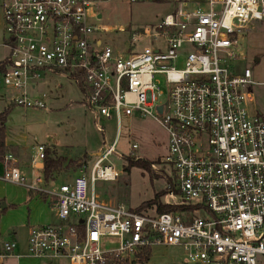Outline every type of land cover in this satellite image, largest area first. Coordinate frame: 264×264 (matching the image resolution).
I'll use <instances>...</instances> for the list:
<instances>
[{"label":"built area","instance_id":"2783aa9c","mask_svg":"<svg viewBox=\"0 0 264 264\" xmlns=\"http://www.w3.org/2000/svg\"><path fill=\"white\" fill-rule=\"evenodd\" d=\"M152 1L170 9L119 49L101 37L112 28L92 0H0L8 50L0 88L9 102L44 108V95L29 97L28 90L40 74L59 73L79 80L87 109L115 125L87 175L58 185V174H43L45 145L32 147L28 174L11 153L3 155L0 180L40 193L55 221L29 226L22 255L16 241L0 239V264L12 256L153 264L155 246L179 247L178 264H264V110L254 91L264 81L242 66V39L264 21V0ZM135 118L151 119L166 134V152L152 169L172 179L177 194H167L180 198L169 203L177 210L106 202L94 191L96 181L119 177L109 157L123 120ZM128 148L127 157L137 158L139 143ZM106 237L117 246L103 249Z\"/></svg>","mask_w":264,"mask_h":264},{"label":"rangeland","instance_id":"374dc122","mask_svg":"<svg viewBox=\"0 0 264 264\" xmlns=\"http://www.w3.org/2000/svg\"><path fill=\"white\" fill-rule=\"evenodd\" d=\"M92 2L95 9L101 13L100 22L112 28L108 32L101 33V37L105 42L119 49L125 44L127 45L132 31L158 21L170 9L168 3L152 0L135 3H129L126 0H92ZM120 27H124L125 31H119ZM4 36L0 25V61H4L8 54L7 48L3 45ZM144 42L145 40L138 42L137 46H142ZM242 44L248 55L242 66L251 69L254 79L264 81V21L253 22V28L243 37ZM256 59L258 60L256 61ZM254 91L258 107L264 110V86H256ZM8 96V93L0 88V113L7 105H14L9 102ZM28 96L42 98L45 107L39 109L14 105L6 114L5 121L0 120V126L4 125L6 139L10 144L5 153L13 154L17 158L20 169L29 172L31 170L32 147L43 144L46 146L49 158L63 156L67 160H79V165L70 164L69 167L66 166L67 161H65V164L57 171V185L63 181L69 182L71 180L69 177L73 178L81 172L87 175L90 165L96 157L95 154L101 149L102 144L109 143L113 139L114 122L112 120L104 121L88 110L80 81L59 73L40 74L35 81V88L28 90ZM249 106L251 107L252 104ZM122 124L115 155L109 157V161L120 171V175L114 181L98 180L95 182L94 191L99 199L106 202L122 203L129 207H156L155 204L144 206L141 203L150 200L155 193L161 191L164 193L160 197L161 203L169 204L172 200L180 201L177 195L173 197L167 194L172 189L175 194L177 191L165 170H153V174L137 166L131 167L129 171L125 170L127 159H135L134 156L127 157L128 146L134 141L139 143V148L136 150L139 158L152 162L160 159L159 157L166 152V134L163 129L151 119H124ZM101 127L104 132L101 131ZM85 154L86 157H84ZM4 184L10 195L6 200L1 201V206L6 204V209L0 215V231L3 233V226L9 221H12L11 224L16 223L15 228L12 227L17 231L14 240L21 246V244L24 245L26 237L23 220L25 221L29 210L32 214L38 212L34 213L35 207L31 209L28 206V197H25L24 201L25 210H19V206L11 205L12 196L19 195V190L24 188L6 182ZM13 202L14 204L19 203V201ZM48 210V215L52 217L51 208ZM116 246V238L106 237L101 241L103 249H111ZM20 248L22 249V247ZM182 258V251L179 247L155 246L152 249L150 261L153 264H178ZM21 263L68 264V260L66 258L46 260L23 258ZM21 263L19 260L4 262V264Z\"/></svg>","mask_w":264,"mask_h":264},{"label":"crops","instance_id":"0c3cea01","mask_svg":"<svg viewBox=\"0 0 264 264\" xmlns=\"http://www.w3.org/2000/svg\"><path fill=\"white\" fill-rule=\"evenodd\" d=\"M5 144H6L7 148L10 145L6 138H5ZM2 171H3V167H2V164H1V161H0V174L2 173ZM21 171H23V169H21ZM29 172L23 171V173H27V174ZM4 183H5V181L0 180V215H1V213L3 214V212L6 209V204H5V206H1V201L6 200V198L9 197L8 195H10L7 192V187L5 186ZM6 183H9V182H6ZM10 184H14V183H10ZM14 185H18V184H14ZM18 186H20V187H22L24 189L19 190V192H20L19 195L12 196L13 200H11V202H10L11 205L12 204L13 205H17V206L20 207V208L18 207L19 210H22V209L25 208V204H24L25 203L24 202L25 201V197L26 198L28 197V200H27L29 202L28 206H30L31 209L35 207V209H33L34 213L38 212L37 214H32L31 210H29V208H28V210L30 212L27 214L25 221L23 220V224L25 223L24 225L26 227L25 242H24V245L21 244V246H20V243L17 242V245H18V247L16 249L17 253L15 251L16 254L22 255V254L25 253V250H26V239H27V232H28L29 226H31V224L32 225H36V224L37 225H43V224H46V223L54 222L55 218H54V216L51 217V216L48 215V211H49L48 208L50 209V205H49V203H47L45 198L40 193H36V192H33V191H29V190L27 191V189L25 187H23L21 185H18ZM14 191H16V190H14ZM16 199H19V200H16ZM13 201H19V203L18 204H14ZM7 202H8V200H7ZM44 215H45V217H44ZM11 223H12V221H9L8 223L5 224V226H3L4 231H3V233H1V231H0V239L6 238V239H13L14 240V236L16 235L17 231L15 229H12V227L15 228V224L16 223H13V224H11ZM14 241H16V240H14ZM20 247H22V249ZM23 258H28V257H19V258H17L15 256H12V257L7 258L5 261L19 260L20 263H21L23 261ZM4 262H3V264H4Z\"/></svg>","mask_w":264,"mask_h":264},{"label":"trees","instance_id":"16d2710c","mask_svg":"<svg viewBox=\"0 0 264 264\" xmlns=\"http://www.w3.org/2000/svg\"><path fill=\"white\" fill-rule=\"evenodd\" d=\"M4 66V61H0V69H2ZM14 105L9 104L5 107V109L0 113V120L2 122L5 121V117L6 114L9 112V110H11V108ZM5 138H6V134H5V127L4 125L0 126V160L3 157V155L6 152L7 146L5 144ZM48 152L46 151V157L44 159V163H43V174L44 177L48 180L50 178H53L56 174L58 169L63 166L65 164V161H67L66 166L69 167V165L71 164H76L79 165V160L78 159H66V157L63 156H58V157H53V158H49L47 157ZM87 155L85 154L84 157H86ZM133 166H137V167H141L145 170H147L148 172H150L151 174H153V169H152V161L149 160H145L142 158H128L127 159V166L125 168L126 171H129L131 167ZM163 192H157L154 194V196L147 201H144L141 203V205L144 206H149V205H156V210L157 212L161 213V212H165V211H172V210H177L179 207L175 206V205H169V204H163L160 201V197L163 195Z\"/></svg>","mask_w":264,"mask_h":264},{"label":"water","instance_id":"95a60500","mask_svg":"<svg viewBox=\"0 0 264 264\" xmlns=\"http://www.w3.org/2000/svg\"><path fill=\"white\" fill-rule=\"evenodd\" d=\"M258 59H256V61H257Z\"/></svg>","mask_w":264,"mask_h":264}]
</instances>
